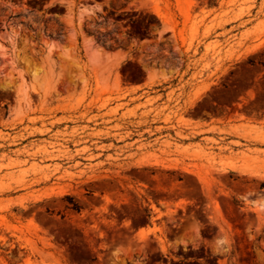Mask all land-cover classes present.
Returning a JSON list of instances; mask_svg holds the SVG:
<instances>
[{"label":"rangeland","instance_id":"374dc122","mask_svg":"<svg viewBox=\"0 0 264 264\" xmlns=\"http://www.w3.org/2000/svg\"><path fill=\"white\" fill-rule=\"evenodd\" d=\"M0 264H264V0H0Z\"/></svg>","mask_w":264,"mask_h":264}]
</instances>
